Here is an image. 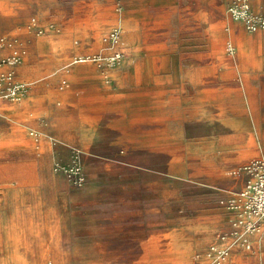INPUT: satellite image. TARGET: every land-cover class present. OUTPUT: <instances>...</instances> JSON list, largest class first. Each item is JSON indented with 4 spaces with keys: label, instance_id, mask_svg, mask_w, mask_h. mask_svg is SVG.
<instances>
[{
    "label": "rangeland",
    "instance_id": "rangeland-1",
    "mask_svg": "<svg viewBox=\"0 0 264 264\" xmlns=\"http://www.w3.org/2000/svg\"><path fill=\"white\" fill-rule=\"evenodd\" d=\"M14 50L0 264H264V237L191 222L227 209L191 185V133L227 130L203 108L236 109L264 159V0H0V70Z\"/></svg>",
    "mask_w": 264,
    "mask_h": 264
},
{
    "label": "crops",
    "instance_id": "crops-1",
    "mask_svg": "<svg viewBox=\"0 0 264 264\" xmlns=\"http://www.w3.org/2000/svg\"><path fill=\"white\" fill-rule=\"evenodd\" d=\"M8 69L10 68L6 67L1 69L0 72ZM77 70V66L73 67L68 76L73 77ZM199 118H201L199 120H203L204 122L207 121L208 126L212 125V120L214 119L215 125L226 127L227 130L216 134L202 133L199 136H194L191 133V185L193 186L197 183L204 187H211L217 191L215 193L216 197L228 199L230 190L233 187L232 182L239 178L235 176L236 169L249 159L260 155L258 134L255 133L250 142L243 139L239 129H237L240 123L236 109L227 110L226 113L219 110H215V113H208L203 108V114ZM194 120V114L191 112V123ZM15 126L19 127L17 124ZM82 144L80 143V145ZM212 159L215 161L219 159L220 161L219 163H212ZM197 168H199V173L208 182L196 181L197 174H199L197 173ZM241 183L235 189L239 188ZM224 199L220 200V204ZM191 206V222L203 220L207 236L213 223L218 222V224H223L224 229H229L232 228L233 222L236 219L234 212L216 206L212 199L202 202H195L193 200ZM197 206L198 209H196ZM206 241L210 243L211 238L207 237ZM215 244L218 247H223L225 243L218 241Z\"/></svg>",
    "mask_w": 264,
    "mask_h": 264
},
{
    "label": "built area",
    "instance_id": "built-area-1",
    "mask_svg": "<svg viewBox=\"0 0 264 264\" xmlns=\"http://www.w3.org/2000/svg\"><path fill=\"white\" fill-rule=\"evenodd\" d=\"M18 60L19 54L14 50L7 60L10 69L0 74V85L3 83L8 99L13 102L20 101L24 93L23 86L14 82V66ZM236 174L242 179L241 186L231 190L229 198L221 202L236 216L231 234L238 236L246 231L249 235L264 237V159L247 161L237 168Z\"/></svg>",
    "mask_w": 264,
    "mask_h": 264
},
{
    "label": "bare ground",
    "instance_id": "bare-ground-1",
    "mask_svg": "<svg viewBox=\"0 0 264 264\" xmlns=\"http://www.w3.org/2000/svg\"><path fill=\"white\" fill-rule=\"evenodd\" d=\"M82 61H84V59L83 58H80V59H78L77 61H74V62H82Z\"/></svg>",
    "mask_w": 264,
    "mask_h": 264
}]
</instances>
